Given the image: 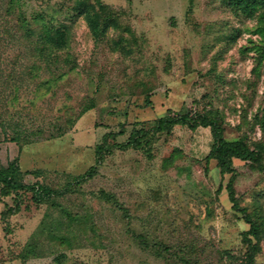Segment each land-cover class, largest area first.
<instances>
[{
  "label": "rangeland",
  "instance_id": "obj_1",
  "mask_svg": "<svg viewBox=\"0 0 264 264\" xmlns=\"http://www.w3.org/2000/svg\"><path fill=\"white\" fill-rule=\"evenodd\" d=\"M96 15L117 21L96 35ZM58 26L66 45L40 61L33 40ZM90 99L67 133L46 137ZM180 111L217 117L227 139L264 152L263 4L0 0V162L61 191L42 203L32 191L0 197V264H177L141 237L200 264H264V158L235 157L222 174L207 163L210 127L153 126ZM133 127L149 133L127 145Z\"/></svg>",
  "mask_w": 264,
  "mask_h": 264
},
{
  "label": "trees",
  "instance_id": "obj_2",
  "mask_svg": "<svg viewBox=\"0 0 264 264\" xmlns=\"http://www.w3.org/2000/svg\"><path fill=\"white\" fill-rule=\"evenodd\" d=\"M247 5L259 6L264 5V0H242ZM82 3V2H80ZM91 4L88 3V9H90ZM247 10V9H246ZM97 14V13H96ZM102 18L96 15L91 18V28L93 33L96 35L101 34L107 28V23H115L117 21V17L114 16H106L105 20H101ZM102 21V22H101ZM31 32H34L30 30ZM66 29L62 26L47 28L46 33L43 40H37L34 43V51H38V55L43 60V57L52 59L54 54H52V50L54 48H61L66 45ZM40 51V53H39ZM56 57V56H55ZM52 65V64H49ZM95 106V102L93 100H89L85 103L82 109L78 113H74L73 116H69L66 118L65 122H60L54 125L52 131L46 136L47 138H54L58 136H62L67 133L78 120V118L83 115L87 110L92 109ZM187 125L191 129H196L200 126L210 127L211 133L213 136V144L211 146L210 152L207 154L206 159L207 163H209L212 159L217 160L218 166L221 168L222 174L225 172L233 171V159L235 157H241L243 159H253V160H262L264 158V152L260 150L251 149L248 147L246 142L243 139H234L229 140L224 135V128L221 126L219 119L217 117L213 118L208 113L203 112H187L180 111L176 113H169L163 117H159L155 123L154 127L157 131L160 130H171L175 125ZM126 123L122 124V128L118 131H109L104 135V141L98 145V151H102L104 148H108V140L109 138L116 137L117 135L123 134L125 132ZM148 130L140 127H133L129 141L126 143L127 145L130 142H134L135 145L141 143V138L148 135ZM32 134H42L44 135V129L38 128L36 131H32ZM148 145L150 146V142L148 140ZM95 167L92 166L87 173L91 175L95 170ZM29 173V171H24L21 169L19 164H15L14 162L10 163L8 167H3L0 162V197L9 195L12 192L19 191H32L34 194V200L36 203H42L43 201H48L53 199L55 196L60 195L61 191L58 189H54L47 184H43L40 182L27 183L25 181V174ZM227 188L229 189L230 196L234 202V207L239 210L236 198L234 196V186H233V176L228 182ZM102 193L105 197L110 198L113 202H117V198L114 194L108 193L105 190H102ZM244 215L247 217V221L250 223V228L247 231L248 233H253L257 231L258 223L253 221L247 214L244 212ZM142 235V234H141ZM247 237V234H246ZM245 239V237H244ZM140 247L143 249H151L154 254L159 255L160 257H164L166 260L171 261V259L175 256H178L177 264H200L199 261L193 259L192 256L188 255V251L184 248H179L176 250H172L171 246L168 244H164L161 241L157 242H149L147 238L141 237L140 239ZM36 250L32 248V253ZM253 256H250L247 260V264H252L254 261ZM168 264H172L171 262Z\"/></svg>",
  "mask_w": 264,
  "mask_h": 264
}]
</instances>
